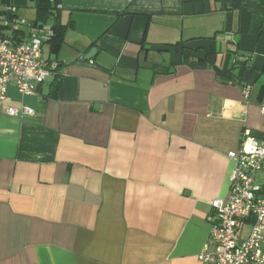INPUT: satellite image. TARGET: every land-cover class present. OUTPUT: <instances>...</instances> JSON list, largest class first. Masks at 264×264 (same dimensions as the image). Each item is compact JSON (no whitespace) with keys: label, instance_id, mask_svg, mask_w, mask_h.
<instances>
[{"label":"crops","instance_id":"0c3cea01","mask_svg":"<svg viewBox=\"0 0 264 264\" xmlns=\"http://www.w3.org/2000/svg\"><path fill=\"white\" fill-rule=\"evenodd\" d=\"M28 1L1 34L57 67L1 104L0 264H203L228 153L264 136V0Z\"/></svg>","mask_w":264,"mask_h":264},{"label":"built area","instance_id":"2783aa9c","mask_svg":"<svg viewBox=\"0 0 264 264\" xmlns=\"http://www.w3.org/2000/svg\"><path fill=\"white\" fill-rule=\"evenodd\" d=\"M5 10L2 23L23 30L16 8L10 5ZM45 39L39 33L23 41L0 34V108L13 86L21 95H32L56 69V63L49 64L43 58ZM244 96L249 98V88ZM6 113L11 117L35 115L27 106L21 112L9 108ZM261 113L264 117V107ZM228 157L234 165L230 194L226 200L211 202L209 240L199 259L203 264H264V188L256 182L257 175L264 173V136L257 138L244 131L240 148L230 151ZM244 223H249L250 230L241 238L239 230Z\"/></svg>","mask_w":264,"mask_h":264},{"label":"trees","instance_id":"16d2710c","mask_svg":"<svg viewBox=\"0 0 264 264\" xmlns=\"http://www.w3.org/2000/svg\"><path fill=\"white\" fill-rule=\"evenodd\" d=\"M0 1H1L3 6L10 5V3H11V0H0ZM30 1H33L35 3V7L38 10V13H40V14H41V12L44 14L46 13V16H48V15L54 16L57 14V9H58L57 7H58L59 0H30ZM123 14L124 13H121L119 15H123ZM3 28L4 29L11 28L14 30V27L11 24L6 26L3 23H0V34H1V30H3ZM16 31L23 32L22 29H18ZM61 31H62V28L59 27L58 28V36H59V33ZM1 35H3V34H1ZM8 37H10V36H8ZM182 52H184V49H182Z\"/></svg>","mask_w":264,"mask_h":264},{"label":"rangeland","instance_id":"374dc122","mask_svg":"<svg viewBox=\"0 0 264 264\" xmlns=\"http://www.w3.org/2000/svg\"><path fill=\"white\" fill-rule=\"evenodd\" d=\"M28 5L26 8H23V9H19L20 11V14L23 16H18V18L20 19V21H28L26 18H32L35 16V11L33 8H30L31 7V3L28 1V3L26 4ZM25 17V18H24ZM25 26V25H24Z\"/></svg>","mask_w":264,"mask_h":264},{"label":"water","instance_id":"95a60500","mask_svg":"<svg viewBox=\"0 0 264 264\" xmlns=\"http://www.w3.org/2000/svg\"><path fill=\"white\" fill-rule=\"evenodd\" d=\"M96 51V48H94V49H92L91 51H90V53L86 56V59H91L92 58V54L94 53Z\"/></svg>","mask_w":264,"mask_h":264}]
</instances>
